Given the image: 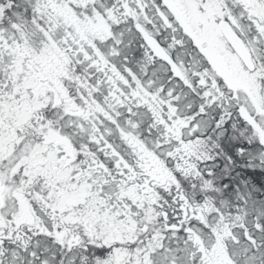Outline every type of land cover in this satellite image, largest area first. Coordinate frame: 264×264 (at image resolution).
I'll return each mask as SVG.
<instances>
[{
	"label": "snow or ice",
	"instance_id": "6c2138e0",
	"mask_svg": "<svg viewBox=\"0 0 264 264\" xmlns=\"http://www.w3.org/2000/svg\"><path fill=\"white\" fill-rule=\"evenodd\" d=\"M233 121L264 147V0H0V264H264Z\"/></svg>",
	"mask_w": 264,
	"mask_h": 264
},
{
	"label": "flooded vegetation",
	"instance_id": "af4514ba",
	"mask_svg": "<svg viewBox=\"0 0 264 264\" xmlns=\"http://www.w3.org/2000/svg\"><path fill=\"white\" fill-rule=\"evenodd\" d=\"M236 122H226L223 129V135L217 134L213 142L218 147H209L206 149L210 155L216 148L223 151L227 148L226 137L228 134L234 135V144L230 143V150L236 152V161L234 163L235 177V201L239 195L246 196L255 201L258 206L264 207V147ZM225 161L210 159L204 162L205 173L212 172L214 175L225 168ZM232 165V164H230ZM222 182L214 185V188L220 189L217 193L218 198L225 200L226 187L224 177L220 178ZM203 198V197H202Z\"/></svg>",
	"mask_w": 264,
	"mask_h": 264
},
{
	"label": "trees",
	"instance_id": "16d2710c",
	"mask_svg": "<svg viewBox=\"0 0 264 264\" xmlns=\"http://www.w3.org/2000/svg\"><path fill=\"white\" fill-rule=\"evenodd\" d=\"M234 144V135L228 134L226 137V144L227 148L221 151L220 149H215L211 152L212 159L217 160H223L225 161L226 165L225 168L221 169V171L217 172L214 175V185L219 184L222 182L220 178L224 177V182L228 186L226 187V196L225 199L228 202H234L235 201V189H234V181L233 177H235V169H234V163L236 161V152L232 151V149L229 144ZM229 160H231V163H229ZM232 164V165H230ZM216 197H218L217 193L214 194ZM202 200V195L198 199L197 202H200Z\"/></svg>",
	"mask_w": 264,
	"mask_h": 264
}]
</instances>
